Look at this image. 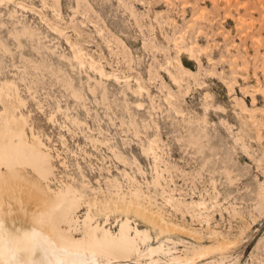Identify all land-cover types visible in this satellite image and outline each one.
<instances>
[{"label":"rangeland","instance_id":"obj_1","mask_svg":"<svg viewBox=\"0 0 264 264\" xmlns=\"http://www.w3.org/2000/svg\"><path fill=\"white\" fill-rule=\"evenodd\" d=\"M0 80L52 155L39 190L81 197L69 239L90 237L88 208L116 235L104 201L135 192L170 253L121 264H183L216 238L194 264H264V0H0Z\"/></svg>","mask_w":264,"mask_h":264},{"label":"bare ground","instance_id":"obj_2","mask_svg":"<svg viewBox=\"0 0 264 264\" xmlns=\"http://www.w3.org/2000/svg\"><path fill=\"white\" fill-rule=\"evenodd\" d=\"M178 64L177 60L174 66ZM26 103L17 85L0 80V264H109L111 259L121 264V260L136 255L152 262L157 260L153 254L170 253V247H165L158 237L171 230L168 221L160 212L140 203L135 192L129 198L117 191L112 196L116 197L114 207L112 201H104L108 210L119 209L123 216L116 235L104 226L91 224L90 208L82 219L90 237L73 241L61 232L62 222L78 221L74 214L81 197L72 194L56 202L49 187L39 190L35 179H48L52 155L39 131L29 123ZM24 167L30 168L32 176L23 175ZM136 219L156 233L160 240L157 246L149 245L150 232L140 229ZM230 243L216 238L208 248L183 259L173 256V261L194 264L209 252L226 249Z\"/></svg>","mask_w":264,"mask_h":264},{"label":"snow or ice","instance_id":"obj_3","mask_svg":"<svg viewBox=\"0 0 264 264\" xmlns=\"http://www.w3.org/2000/svg\"><path fill=\"white\" fill-rule=\"evenodd\" d=\"M86 264H91V261H87Z\"/></svg>","mask_w":264,"mask_h":264}]
</instances>
